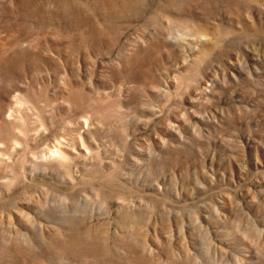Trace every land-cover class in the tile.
<instances>
[{"label": "rangeland", "instance_id": "1", "mask_svg": "<svg viewBox=\"0 0 264 264\" xmlns=\"http://www.w3.org/2000/svg\"><path fill=\"white\" fill-rule=\"evenodd\" d=\"M0 264H264V0H0Z\"/></svg>", "mask_w": 264, "mask_h": 264}]
</instances>
